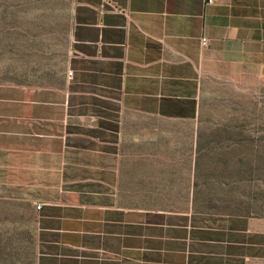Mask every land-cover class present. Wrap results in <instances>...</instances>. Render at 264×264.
Returning <instances> with one entry per match:
<instances>
[{"label":"crops","instance_id":"obj_1","mask_svg":"<svg viewBox=\"0 0 264 264\" xmlns=\"http://www.w3.org/2000/svg\"><path fill=\"white\" fill-rule=\"evenodd\" d=\"M69 41L63 84L0 101V198L34 209L35 264H261L258 219L121 175L196 141L205 89L264 87V0H75Z\"/></svg>","mask_w":264,"mask_h":264},{"label":"rangeland","instance_id":"obj_2","mask_svg":"<svg viewBox=\"0 0 264 264\" xmlns=\"http://www.w3.org/2000/svg\"><path fill=\"white\" fill-rule=\"evenodd\" d=\"M74 4L0 0V101L26 102L64 83ZM195 116L196 141L166 135L157 147H148L161 152V159L147 166L133 159L130 175L121 176L163 188L138 189V194L253 217L264 230V87L205 89ZM183 128L185 137L192 133L191 127ZM36 232L30 205L0 198V264H35Z\"/></svg>","mask_w":264,"mask_h":264},{"label":"built area","instance_id":"obj_3","mask_svg":"<svg viewBox=\"0 0 264 264\" xmlns=\"http://www.w3.org/2000/svg\"><path fill=\"white\" fill-rule=\"evenodd\" d=\"M213 1H214V0H207V2H208L209 4L213 3ZM202 43H203V45H206V44H207V39H203ZM69 77H72V74H71V73L69 74ZM37 209H41V206L38 205V206H37Z\"/></svg>","mask_w":264,"mask_h":264}]
</instances>
